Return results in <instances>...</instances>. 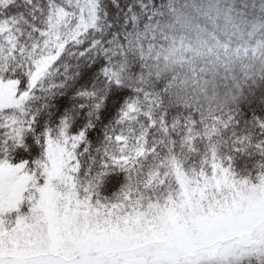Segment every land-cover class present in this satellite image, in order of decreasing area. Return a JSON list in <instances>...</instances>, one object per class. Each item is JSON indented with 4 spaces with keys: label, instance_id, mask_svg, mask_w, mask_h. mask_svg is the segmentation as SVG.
Instances as JSON below:
<instances>
[{
    "label": "snow or ice",
    "instance_id": "obj_1",
    "mask_svg": "<svg viewBox=\"0 0 264 264\" xmlns=\"http://www.w3.org/2000/svg\"><path fill=\"white\" fill-rule=\"evenodd\" d=\"M264 0H0V264H264Z\"/></svg>",
    "mask_w": 264,
    "mask_h": 264
},
{
    "label": "trees",
    "instance_id": "obj_2",
    "mask_svg": "<svg viewBox=\"0 0 264 264\" xmlns=\"http://www.w3.org/2000/svg\"><path fill=\"white\" fill-rule=\"evenodd\" d=\"M262 163H264V158L259 153H242L235 158L234 166L236 172L242 174L245 171L251 172Z\"/></svg>",
    "mask_w": 264,
    "mask_h": 264
}]
</instances>
